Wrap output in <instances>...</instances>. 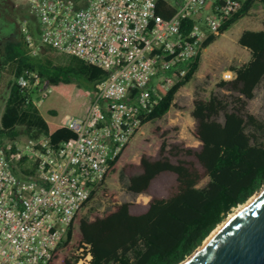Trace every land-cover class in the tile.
<instances>
[{
    "label": "trees",
    "instance_id": "obj_1",
    "mask_svg": "<svg viewBox=\"0 0 264 264\" xmlns=\"http://www.w3.org/2000/svg\"><path fill=\"white\" fill-rule=\"evenodd\" d=\"M11 1L14 5L15 1L26 3ZM155 1L158 17L174 15L168 0ZM254 5L264 7V0H247L223 25L221 35ZM4 18L0 10V92H7L0 116V139L20 140L25 135L33 140L48 137L51 145L73 141L75 134L70 129L45 121L33 103L36 92L21 89L16 78L24 71L38 74L41 83L37 90H57L76 104L77 115L83 116L95 84L105 79L106 73L77 58L59 63V55L48 46L32 55L26 40L30 31L19 29L17 36L10 38L3 31ZM191 23L188 21L186 27ZM261 25L259 31H244L238 40L250 60L232 68V81L219 84L228 95L211 93L207 99L193 101L190 134L199 146L188 147L179 140L178 127L163 132L155 156L128 145L109 163L105 176L73 218L66 238L47 264H75V252L85 246H90L91 264H180L236 208L264 187V119L249 110L264 84V19ZM218 38L208 37L203 49ZM200 57L181 82L168 91L159 90L160 103L143 115L144 124L154 125L174 107L180 89L198 72ZM31 173L22 168L16 172L19 176ZM164 178L169 180L166 195H153V184ZM120 188L131 195L149 196L147 209L134 213L128 202L102 213L91 208L94 202L114 201ZM87 209L92 213L86 214Z\"/></svg>",
    "mask_w": 264,
    "mask_h": 264
},
{
    "label": "built area",
    "instance_id": "obj_2",
    "mask_svg": "<svg viewBox=\"0 0 264 264\" xmlns=\"http://www.w3.org/2000/svg\"><path fill=\"white\" fill-rule=\"evenodd\" d=\"M155 2L26 0L38 22V41L26 36L32 55L48 46L106 77L95 84L87 112L65 118L73 141L0 139V264L48 263L109 163L141 133L143 115L160 103L159 90L187 76L205 40L221 36L247 0H168L175 9L169 19L156 15ZM234 77L231 70L222 74L223 81ZM16 82L36 92L35 105L51 90H37L41 78L30 71ZM20 167L32 173L21 177ZM75 256V264H91L90 246Z\"/></svg>",
    "mask_w": 264,
    "mask_h": 264
},
{
    "label": "rangeland",
    "instance_id": "obj_3",
    "mask_svg": "<svg viewBox=\"0 0 264 264\" xmlns=\"http://www.w3.org/2000/svg\"><path fill=\"white\" fill-rule=\"evenodd\" d=\"M15 1V0H14ZM14 15V24L19 26L20 31L29 30L32 38L38 41L36 18L28 13L26 3L16 2ZM264 19V7L254 5L246 16L240 18L227 32L206 48L202 54V64L198 75L186 87L181 88L174 101V107L162 119L156 121L154 125L146 124L143 126L141 133L130 143V149H137L139 152H146L151 156H155V149L163 135V132L178 127L183 130L182 138L178 135L186 146L193 147L194 143L190 140L189 124L190 114L193 101L196 98L207 99L211 93L228 95V93L219 88V84L223 81L222 74L233 67L246 64L250 60L249 53L242 49L238 44L241 34L246 30H261L262 20ZM59 63L69 60L68 57L58 56ZM76 88V87H75ZM75 90V89H74ZM7 92H0V116L5 107ZM37 101V99L35 100ZM40 115L50 124H58L63 126L66 117L76 116L78 111L76 104L63 97L57 90L46 92L41 100L36 102ZM249 110L251 113L258 115L264 119V84L256 92V97L250 102ZM50 112H54L51 114ZM188 129V130H187ZM171 138L175 134L169 135ZM28 139L27 136L21 135L20 140ZM167 178L156 181L152 187V193L155 196H165L167 193ZM150 197L147 195H131L120 188L118 195L114 201L94 202L91 208L102 213L111 207L121 203H131L134 213H141L147 209ZM235 211V210H234ZM233 211V212H234ZM86 214H90V210H85Z\"/></svg>",
    "mask_w": 264,
    "mask_h": 264
},
{
    "label": "water",
    "instance_id": "obj_4",
    "mask_svg": "<svg viewBox=\"0 0 264 264\" xmlns=\"http://www.w3.org/2000/svg\"><path fill=\"white\" fill-rule=\"evenodd\" d=\"M254 195L180 264H264V187Z\"/></svg>",
    "mask_w": 264,
    "mask_h": 264
},
{
    "label": "flooded vegetation",
    "instance_id": "obj_5",
    "mask_svg": "<svg viewBox=\"0 0 264 264\" xmlns=\"http://www.w3.org/2000/svg\"><path fill=\"white\" fill-rule=\"evenodd\" d=\"M0 10L4 14V34L10 38H15L19 32V26L14 24V15H16L15 5L11 0H1ZM1 45V42H0Z\"/></svg>",
    "mask_w": 264,
    "mask_h": 264
},
{
    "label": "crops",
    "instance_id": "obj_6",
    "mask_svg": "<svg viewBox=\"0 0 264 264\" xmlns=\"http://www.w3.org/2000/svg\"><path fill=\"white\" fill-rule=\"evenodd\" d=\"M252 31H259V30H252ZM222 36V35H221ZM242 49H244V48H242ZM205 50L206 49H204L203 51H202V53H201V57H200V67H201V64H202V54H203V52H205ZM244 50H246V49H244ZM247 51V50H246ZM248 52V51H247ZM249 53V52H248ZM250 55V54H249ZM200 67H199V70H200ZM199 70H198V72L195 74V76H194V78L198 75V73H199ZM194 78L192 79V81L194 80ZM190 83V82H189ZM188 83V84H189ZM187 84V85H188ZM186 85V86H187ZM185 86V87H186ZM184 88V87H183ZM179 93V92H178ZM37 106V105H36ZM69 117H81V116H78V115H76V116H69ZM46 121V120H45ZM49 123V122H48ZM54 125H57V126H60V125H58V124H54ZM193 127H194V121H193V119L191 118V116H190V124H189V135H190V140H187V141H191L192 140V142L194 143V145H193V148H196V147H198L199 146V143L196 141V140H194L193 139V137L191 136V134H190V131L193 129ZM188 130V129H187ZM182 132H183V130L181 129V128H179V135H180V138L181 139H184V138H182ZM23 169V170H28L29 172H32V170L30 169V167H28L27 169L26 168H23V167H20V169ZM20 169H19V171L18 172H20ZM28 175V174H27ZM21 177H23L22 175H20Z\"/></svg>",
    "mask_w": 264,
    "mask_h": 264
},
{
    "label": "bare ground",
    "instance_id": "obj_7",
    "mask_svg": "<svg viewBox=\"0 0 264 264\" xmlns=\"http://www.w3.org/2000/svg\"><path fill=\"white\" fill-rule=\"evenodd\" d=\"M257 195V194H256ZM256 195H254L253 197H251L244 205L239 206L238 208L235 209V211L233 213H231L228 217L227 220H229L233 215H235L237 212H239L242 208H244ZM219 228V227H218ZM217 230V229H216ZM215 230V231H216ZM214 231V232H215ZM184 264V263H182Z\"/></svg>",
    "mask_w": 264,
    "mask_h": 264
}]
</instances>
